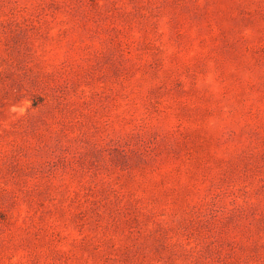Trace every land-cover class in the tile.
<instances>
[{
	"label": "rangeland",
	"instance_id": "374dc122",
	"mask_svg": "<svg viewBox=\"0 0 264 264\" xmlns=\"http://www.w3.org/2000/svg\"><path fill=\"white\" fill-rule=\"evenodd\" d=\"M0 264H264V0H0Z\"/></svg>",
	"mask_w": 264,
	"mask_h": 264
}]
</instances>
